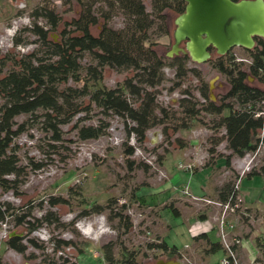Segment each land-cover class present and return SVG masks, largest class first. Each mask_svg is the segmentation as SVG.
Segmentation results:
<instances>
[{
    "label": "rangeland",
    "instance_id": "374dc122",
    "mask_svg": "<svg viewBox=\"0 0 264 264\" xmlns=\"http://www.w3.org/2000/svg\"><path fill=\"white\" fill-rule=\"evenodd\" d=\"M142 1L149 11L150 0ZM37 7L54 8L62 22L77 18L81 11L76 2L68 4L64 0H0L2 56L10 53L20 57L34 50L43 53L37 36L28 30L34 21L40 27L49 28L44 18L34 17ZM165 14L167 34L157 37L156 26L151 32L160 55H165L173 43L177 16L170 10ZM101 24L99 21L91 28L94 35L99 33ZM124 24L123 15L115 10L108 25L120 29ZM62 28L63 23L57 30H50L49 39L58 41ZM15 37L20 40L17 46L13 45ZM227 53L235 61H242L243 69L247 68L249 58L245 49L233 47ZM215 58L211 55L204 63L190 59L186 62L200 78L188 72L182 79H176L174 68L164 67V80L156 88V102L168 110L170 118L163 125L148 130L143 144L133 135L127 136V127L132 125L129 120L113 114L102 115L93 105L89 112L60 125L57 140L44 128L42 111H37L35 116H17L15 127L22 125L23 130L13 139L11 147L20 166L19 176H6L7 180L14 181L10 184L12 187L5 191L0 188V211L4 213L0 220L2 262L48 264L52 260L67 259L76 264H109L105 254L110 252L111 264H118L122 252L135 251L138 264H152L163 256L158 249L149 248V244L164 239L169 246L182 250L193 264H218L222 251L205 255L207 242L194 241L192 236L205 232L211 242H218L215 225L221 208L192 197L205 194L209 200L219 202L216 190L230 179L234 186L239 180L238 194L243 200L240 208L229 213L227 222L233 226L230 232L241 233V247L249 250V261H254L260 254L257 239L264 246V178L245 174L263 163L262 151L232 157L230 169L227 168L223 158L229 153L225 132L215 126L219 116L201 111L197 118L189 120L178 106L183 91H189L192 101L196 99L206 105L198 90L202 82L207 86V100L221 103L229 85L227 78L214 69ZM87 62L86 56L82 63ZM131 75V71L106 67L102 83L115 88ZM246 82L264 88L251 76ZM83 101L84 106L89 105L88 98ZM182 122L188 123V127L176 130ZM99 124L107 125L105 134L86 140L79 138L77 126ZM260 136H264V128ZM210 138L222 140L216 147L219 155L207 153L212 146ZM177 139L186 146L180 148ZM127 146L134 149L128 158L124 154ZM183 189H187L188 194H184ZM140 195H144V201L138 198ZM55 199L65 200V203L51 206ZM117 212L129 217L132 226L128 232L121 227L115 216ZM202 213L205 218H201ZM18 217H23L21 224L17 222ZM44 217L51 221H45ZM31 226L34 228L29 232ZM15 235L25 247L23 253L5 245V241ZM59 239L71 244L54 251L51 242Z\"/></svg>",
    "mask_w": 264,
    "mask_h": 264
},
{
    "label": "trees",
    "instance_id": "16d2710c",
    "mask_svg": "<svg viewBox=\"0 0 264 264\" xmlns=\"http://www.w3.org/2000/svg\"><path fill=\"white\" fill-rule=\"evenodd\" d=\"M70 4L76 2L81 11L77 18L62 22V17L54 8L37 7L34 10L35 18H44L49 28H43L33 22L28 30L37 36L42 54L34 50L31 53L17 57L10 53L0 54V188L8 190L14 181L7 180L6 176H19L20 166L11 147L13 139L23 130L22 125L15 127V118L19 115L35 116L42 111V123L46 131L58 139V127L69 124L78 114L88 110L90 105L99 109L102 115L113 114L132 125L127 127V136L133 135L143 144L146 132L163 125L170 113L156 102V88L164 80L163 69L166 65L174 68L175 78L182 79L188 72H193L200 78L194 69L188 68L187 55L179 54L168 58L158 54L157 41L152 36V30L157 28V37L167 34L166 11L179 15L184 10L183 0H150L148 11L142 0H64ZM238 1V0H233ZM115 10L121 12L125 24L120 29L111 28L108 23ZM102 21L97 35L91 28ZM63 28L59 33V40L49 39L50 30H57L60 24ZM20 43L17 37L13 45ZM216 58L214 69L225 76L229 89L222 97L220 104L207 100V86L202 82L199 87L200 96L207 102L206 105L198 100L190 99L189 91H183V97L178 101L185 117L189 120L197 118L201 111L219 116L216 128L225 132L226 149L229 153L223 156L225 165L230 169L232 157L241 158L247 153L262 151L263 158L258 168H252L245 176L259 175L264 178V136L260 132L264 128L263 112L264 88L251 86L246 80L251 76L264 85V40L255 38V45L245 50L249 64L246 69L241 67L242 61H235L229 54L218 56L214 49H209ZM89 62L83 64L85 57ZM131 71L132 75L126 78L115 88H108L102 83L104 68ZM73 83L71 85L69 83ZM180 82L177 83V86ZM84 98H88L89 105L84 106ZM256 114H259L256 116ZM15 127V128H14ZM188 123L182 122L179 127L187 128ZM106 124L77 126V134L81 140H86L105 134ZM165 132V129H163ZM212 146L207 153L210 156L219 155L216 147L222 142L220 138H210ZM180 148L186 145L177 139ZM134 149L127 146L125 157L132 156ZM222 156V155H220ZM129 160V159H127ZM210 159L208 160V162ZM219 202H226L237 190L232 179L217 188ZM139 199L144 201V195ZM65 203V200L55 199L51 206ZM124 207V206H123ZM174 212L177 211L173 208ZM0 211V220L3 219ZM124 232L131 229V222L127 215L115 213ZM201 218L205 217L200 215ZM44 220L50 222L48 217ZM18 224L23 217L17 218ZM34 228L31 226L29 232ZM195 240L204 239L207 242L206 253L220 250L219 242H211L206 233H200ZM34 246H37L30 240ZM54 251L71 244L70 241L55 240L51 242ZM260 252V260L264 262V246L256 241ZM5 245L19 253L25 247L20 244L19 236H11ZM149 248L161 251L163 259H180L181 253L175 246H169L163 239L156 244H149ZM135 251L122 252L118 264H138ZM106 261L111 264L113 257L110 252L105 254ZM0 264L2 262L0 258ZM48 264H76L67 259L50 261Z\"/></svg>",
    "mask_w": 264,
    "mask_h": 264
},
{
    "label": "water",
    "instance_id": "95a60500",
    "mask_svg": "<svg viewBox=\"0 0 264 264\" xmlns=\"http://www.w3.org/2000/svg\"><path fill=\"white\" fill-rule=\"evenodd\" d=\"M183 1L184 10L174 19L173 43L165 54L168 58L183 54L194 63H204L211 57L210 48L222 56L233 47L252 49L255 38L264 40V0ZM152 264L181 262L172 258Z\"/></svg>",
    "mask_w": 264,
    "mask_h": 264
},
{
    "label": "built area",
    "instance_id": "2783aa9c",
    "mask_svg": "<svg viewBox=\"0 0 264 264\" xmlns=\"http://www.w3.org/2000/svg\"><path fill=\"white\" fill-rule=\"evenodd\" d=\"M264 115L263 112L260 113ZM259 114H256V116ZM244 173L242 170L241 174ZM238 183L235 184V189L237 193L235 195H231L228 200L224 203L222 202H213L211 200L202 198V197H192L196 201H203L207 204H215L221 208L220 214L216 218V231L218 236V242L222 251V256L218 261V264H241L240 258L238 256V248L241 244V240L238 236L232 234L230 232L233 226L227 222V217L229 213L235 212L238 208L241 207L242 197L238 194ZM184 194H188L187 189H183ZM181 264H193L189 259L186 258L185 255L181 254L180 259H178Z\"/></svg>",
    "mask_w": 264,
    "mask_h": 264
},
{
    "label": "crops",
    "instance_id": "0c3cea01",
    "mask_svg": "<svg viewBox=\"0 0 264 264\" xmlns=\"http://www.w3.org/2000/svg\"><path fill=\"white\" fill-rule=\"evenodd\" d=\"M205 195V194H204ZM204 195H201V196H197V197H202V198H205V199H208V198H206ZM209 200V199H208ZM176 210V209H175ZM177 211V210H176ZM177 214H178V212H177ZM200 215H204L203 213L202 214H200ZM203 218H205V217H203ZM230 221V220H229ZM232 223H234V222H232ZM235 224V223H234ZM216 229V228H215ZM233 234H235V235H237L239 238H240V240L242 241V235H241V233H234V231L232 230L231 231ZM202 233H205V232H202ZM200 234V233H199ZM198 235V234H197ZM197 235H194V236H192V238L194 239V237L195 236H197ZM206 235H207V233H206ZM208 236V235H207ZM164 240V239H163ZM194 241H195V239H194ZM196 241H200V239H198V240H196ZM206 241V240H205ZM210 241V240H209ZM205 248V247H204ZM206 249V248H205ZM205 249H204V252H205ZM221 250V249H220ZM180 253H181V251L180 250H178ZM182 254V253H181ZM206 254H208V253H206L205 252V255ZM222 256V255H221ZM238 256H239V258H240V262H241V264H264V262L262 261V260H260V254L259 255H257L255 258H254V261H252V262H250L249 261V258H250V252H249V250L248 249H244V248H242L241 247V244H240V246H239V248H238ZM221 258V257H220ZM204 260V259H203ZM203 260H202V262H203ZM219 261V260H218ZM258 261V262H257ZM259 261H261V262H259Z\"/></svg>",
    "mask_w": 264,
    "mask_h": 264
}]
</instances>
